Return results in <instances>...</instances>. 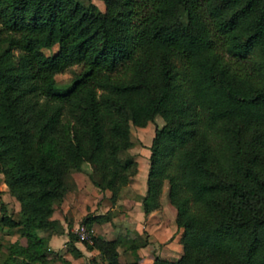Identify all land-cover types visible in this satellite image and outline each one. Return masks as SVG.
<instances>
[{
	"label": "trees",
	"instance_id": "1",
	"mask_svg": "<svg viewBox=\"0 0 264 264\" xmlns=\"http://www.w3.org/2000/svg\"><path fill=\"white\" fill-rule=\"evenodd\" d=\"M102 2L0 0V173L18 202L16 217L0 202V225L24 237L1 264H73L47 243L63 229L50 198L87 163L113 202L135 167L117 155L129 123L155 114L140 204L166 183L181 252L120 261L94 233V263L264 264V0Z\"/></svg>",
	"mask_w": 264,
	"mask_h": 264
},
{
	"label": "rangeland",
	"instance_id": "2",
	"mask_svg": "<svg viewBox=\"0 0 264 264\" xmlns=\"http://www.w3.org/2000/svg\"><path fill=\"white\" fill-rule=\"evenodd\" d=\"M85 2L87 0H79ZM100 8H103L102 0H93ZM56 44L53 43L52 45L46 47L43 46L42 50L44 52H50L51 50L55 49ZM78 63H73L58 71L54 74V77L57 82H63L67 80L70 75L72 74L73 70L79 69ZM162 123V118L155 114L152 119L147 120L143 125H136L133 123H129L130 129V137L131 143L125 148L119 149L117 151V155L121 161L130 160L134 162L135 167H133L132 163L128 164V169L131 170V174H133V178L131 180L132 186H134V190L139 192L140 186L142 185V178L143 174L146 173L147 162H148V144L150 142V138L155 126L160 125ZM65 177V193L63 194V198L57 199L54 197L52 200L53 206V214L58 216V219H63V223L65 225V229L69 231L75 239L80 240L77 237L76 232L74 231V227L77 223L81 222L82 217L84 215L90 214L93 218L90 221H84L92 227L93 234L96 232L94 229L98 228L99 224H105L109 230L113 233L120 228V235L119 239L126 244V242L130 241L131 239L142 238L141 235L132 236L129 232L137 221L141 220V214L138 211V193L133 194L130 185L127 183L122 186L119 190L118 195L116 196L113 202H110L108 198L109 190L102 187L100 185L101 179L98 174L92 170H90V166L87 163L82 165V169H71L64 173ZM90 174V177L88 176ZM144 180V179H143ZM166 184V183H165ZM164 185V184H163ZM166 187V185H165ZM166 188L162 189L159 194V204L155 207L154 214H161L164 216V221H166V229L170 230L171 236L175 233H178L179 227L174 228V211L171 207V203L168 202L166 198ZM0 202H2L5 206V209L8 213L12 216H17L18 214V202L13 197L12 194L8 192L6 189L0 173ZM100 212L106 213L107 217L100 214ZM121 212H125L123 215H120ZM62 215H60V214ZM117 215L118 217H113L111 223L109 225V219ZM61 216V217H60ZM122 222L127 225L124 227L121 225ZM117 227H116V225ZM63 225V226H64ZM169 226V227H168ZM110 231V232H111ZM44 233V231H41ZM146 236L143 233V238ZM21 238L23 239L22 235H18L17 231L14 227H7L5 225H0V260L2 256L5 254L6 248L5 244L13 239V238ZM146 238V237H145ZM128 240V241H127ZM82 241L83 245H85L86 240ZM180 241V240H179ZM89 242V241H87ZM48 243V241H47ZM50 246V243H48ZM127 247H131L129 245L120 248V253L122 255V250H125ZM59 252H64L65 249H58ZM87 250V249H86ZM88 252V251H87ZM142 253H148V251L144 250L141 251ZM73 254V252L71 251ZM70 253L71 257L72 254ZM86 259H88L86 261ZM91 261V262H90ZM94 262H101V256L97 251H93L91 253H85L83 259L79 261V264H95Z\"/></svg>",
	"mask_w": 264,
	"mask_h": 264
},
{
	"label": "crops",
	"instance_id": "3",
	"mask_svg": "<svg viewBox=\"0 0 264 264\" xmlns=\"http://www.w3.org/2000/svg\"><path fill=\"white\" fill-rule=\"evenodd\" d=\"M64 175H63V180L65 177ZM133 177L134 176L132 174L131 178L127 182V184L130 185L133 194L138 193V195H139L138 200H137V204H138L137 209H138L139 213L141 214V220L137 221V223H135L133 226H131L132 228L129 229V232L131 233V237L132 236L133 237L134 236L139 237V235H141L142 238L131 239L130 241L127 240L128 242H126V244H125L124 242H122L119 239V236L117 237V235H120V232H119L120 228L118 230H116V228H115V231L113 233L111 230L108 229L111 226H107L105 224H99L98 228L94 229L96 231L95 233L101 234V235L108 237V238H112V237L115 238L117 257L120 261L136 260L138 263H142L144 261H149L153 257L154 254H158L160 256L168 257V258L177 257L181 252V243L179 241L180 229H178V233H175L174 236L173 235L171 236L170 230L166 229V225H165L166 221H164V218H163L164 216L162 215V213L161 214L160 213L154 214L155 208H152V209L148 210L147 212H144L142 210V207L140 204V197L143 194L144 187H145V174H143L142 185L140 186V190L137 193L134 190L135 187L132 186L131 184H129V182L131 183V180ZM64 183H65V180H64ZM163 184H162V189H165L166 188L165 182H163ZM4 185H5V183H4ZM5 187H6V185H5ZM64 193H65V190H64L63 194ZM63 194L61 196H53L52 198H50L51 206H52L53 198L57 197V199L59 200V199H61V197L63 198ZM171 207L173 208V211L175 213L174 206L172 205ZM100 213H103V212H100ZM124 213L121 212L120 215H123ZM49 216L50 217H56L58 219V216H55L53 214V206H52V210L50 211ZM14 217H16V216H14ZM113 217H118V216L117 215L112 216L109 219V225H110ZM58 220L61 222V224L63 223V219L59 218ZM118 223H121V225L123 227L125 225H127V224L122 223V222H118ZM63 225L64 224H62V227H63L62 231L52 232L48 235L47 241H48V243H50L51 248L56 249V250L65 249V251L62 252V254L65 257H67L68 259H70V261L73 264H79V261L81 259H83V256L85 255V253H88V252L91 253L93 251H97V249L94 247H90V248L86 247L85 245H83L82 241H80L78 239L68 240L65 225L64 226ZM106 226L108 227L107 229H106ZM116 227H117V225H116ZM173 229H176L175 224H174ZM143 233L146 235V236H144V238H143ZM18 239L20 242H24V237H23V239L18 237ZM126 245H129L131 247H127L125 250H122V255H121L120 248L121 247L123 248ZM73 248H77L79 250V252L77 254H74V253L72 254L71 251ZM144 250L148 251V253L144 254L141 252ZM70 253L74 257H71ZM4 255L2 256V258L0 260V264H1V261L4 257ZM87 260L88 259H86V261ZM102 260H104V259H102ZM88 264H91V263H88Z\"/></svg>",
	"mask_w": 264,
	"mask_h": 264
},
{
	"label": "built area",
	"instance_id": "4",
	"mask_svg": "<svg viewBox=\"0 0 264 264\" xmlns=\"http://www.w3.org/2000/svg\"><path fill=\"white\" fill-rule=\"evenodd\" d=\"M74 231L80 240L91 241L92 227L84 221L77 223L74 227Z\"/></svg>",
	"mask_w": 264,
	"mask_h": 264
}]
</instances>
